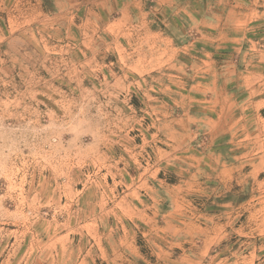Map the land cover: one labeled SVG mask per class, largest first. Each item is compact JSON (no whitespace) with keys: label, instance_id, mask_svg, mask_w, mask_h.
Masks as SVG:
<instances>
[{"label":"rangeland","instance_id":"1","mask_svg":"<svg viewBox=\"0 0 264 264\" xmlns=\"http://www.w3.org/2000/svg\"><path fill=\"white\" fill-rule=\"evenodd\" d=\"M60 3L0 0V264H264V0L177 5L243 28L179 53Z\"/></svg>","mask_w":264,"mask_h":264},{"label":"crops","instance_id":"2","mask_svg":"<svg viewBox=\"0 0 264 264\" xmlns=\"http://www.w3.org/2000/svg\"><path fill=\"white\" fill-rule=\"evenodd\" d=\"M194 1H198V0H154V4L152 7L153 9L149 7L150 9L148 10L145 6L144 0H86V1L84 0H61V3L56 7L57 10H56L55 15L58 16V18L60 19L59 20L60 24L70 23L74 21V18L79 17L80 14H83L85 16L84 20L86 22H90V23L94 21L107 22L105 23V26L108 24V27H110L111 25H114L119 28H121L122 22H127L128 20H130L132 22L139 23L141 28L143 26H147L150 29L149 37L154 45L161 47V44H164L166 47H169V49L172 50L174 53H179L180 51H183V50H190L194 44H201V46H203L204 48L205 47L208 48L210 46V41H212V39L215 38V36L212 35V32L216 33V29H221L219 38L214 39L215 41H217L218 44L223 43L225 45H231L235 43L240 44L242 42L243 28H242V21L240 18H238V21H234L232 24H228L229 22L227 23L221 22L220 20H217L211 24V23H208L207 20H205L204 18L200 19L199 18L200 14L198 15L197 12L193 9H190V8L183 9L181 7L180 9L177 8V5L181 6V4L183 3L194 2ZM177 2L179 4H176V6L174 7L173 4ZM111 3H113L112 8H110ZM35 4L38 5V7H40L41 2H36L34 3V5ZM154 9L159 10V11L161 10V14L163 16L167 14V11H169V13H173V9L177 10V12L178 11L184 12L185 13L184 16L190 19L191 21L188 22V25L180 26L181 31L182 32L195 31V34L201 33V36L197 35L195 38L188 37L187 40L182 39V36H179V37L175 36L174 33L171 31V29L173 27H176V24H172V22H170L171 20H173V17L171 16L170 17L168 16L169 18L168 26H166L167 24H165L164 21L161 20L162 18L160 16L156 17L158 20V24H156L155 27L152 26V22L148 19V17H149V13H154ZM233 9H229L228 12ZM113 10L115 11L117 17H112L111 19H107L109 15L108 13L110 12L112 13ZM39 15H42L44 17L46 16L44 11H40ZM27 18L30 19L29 16H27ZM193 18L195 19L193 20ZM31 19H32L31 21L29 20H25V21H28V23H32L33 21H35L34 18L31 17ZM19 20L20 19L17 18L16 21L18 22ZM22 21L24 20H21L18 23H21ZM152 21H155V19ZM11 25L9 23V25L7 26L9 27ZM209 29H213V30L210 31L207 37V34H208L207 31ZM235 87L238 88L239 86H235ZM230 96H229V99L235 98V96L232 94ZM214 114H215L214 115L215 118L211 117L210 121L212 122L213 125L214 124L217 125L219 122L218 118L221 113L219 115H216V113ZM196 121H200V120L196 119ZM244 141H247L245 143L246 151L244 153H241L239 156H236V158H239V157L253 158V154L256 153L257 155L258 153L256 144H255L257 143V139L254 138V134L252 132L243 133L239 135L238 138H236L235 144L239 142L243 143ZM253 143H254V146H253ZM251 165H253V163ZM224 166L226 167V165ZM222 171L231 172L234 170L232 167H229L228 169H224V170L222 169L220 172Z\"/></svg>","mask_w":264,"mask_h":264}]
</instances>
